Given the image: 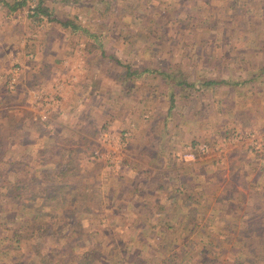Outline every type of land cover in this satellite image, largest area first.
I'll return each instance as SVG.
<instances>
[{
    "label": "rangeland",
    "instance_id": "374dc122",
    "mask_svg": "<svg viewBox=\"0 0 264 264\" xmlns=\"http://www.w3.org/2000/svg\"><path fill=\"white\" fill-rule=\"evenodd\" d=\"M43 1L88 32L0 2V264H246L264 0Z\"/></svg>",
    "mask_w": 264,
    "mask_h": 264
},
{
    "label": "trees",
    "instance_id": "16d2710c",
    "mask_svg": "<svg viewBox=\"0 0 264 264\" xmlns=\"http://www.w3.org/2000/svg\"><path fill=\"white\" fill-rule=\"evenodd\" d=\"M0 2H2L5 6H7L12 11V10H17L20 7L27 6L29 0H22L21 2H15L14 1L13 4L8 3V2H4V1H0ZM44 2L45 1H43V0H38L37 6L35 7V9H33V11H34L33 17H35V18L46 17L50 21L59 23L60 25H62L63 28H72L73 32H77V31H82L84 33L88 32L86 29H83L82 26H80V24H78L75 21L63 20V19H60L56 16H53V13L50 12L49 8L45 5ZM39 20H40V18H39ZM92 36H95V35H92ZM95 37H97V36H95ZM102 54L104 55V58H105V51L104 50L102 51ZM117 63L119 65L121 64L120 61H117ZM126 70H127L126 71V77L128 79H131L133 77L142 76L145 73H147V74L161 73L162 75H164V76L166 75L168 77L167 72L164 70H157V69L153 70L150 68H146V69H139V72H136L135 69H133L130 65L126 66ZM262 70H264V69H262ZM223 83L224 82L213 80V81H208L204 84H205V87H208L209 85L221 86ZM184 84L185 83H181L180 86H183ZM172 100L175 101L173 98H172ZM173 104H174V102H173ZM76 171H77L76 168H74V167L72 168L71 166L66 165L65 167H61L60 176L66 177V176L70 175L69 173L76 172ZM69 184L70 183L67 180L60 182L59 185H56V187H55V184L51 183V184H49L50 185L49 189L55 188V192L63 193L64 191L72 188ZM17 190H18V188H17ZM55 194L53 195L54 200H56ZM179 194L181 195L180 191H179ZM256 201H257L258 207L255 206L254 210H255V212H257V214L255 216L249 215L248 218H249V220H250V218L252 219V217L254 219H258V217L260 216L261 218H259V220L263 221L262 228L258 229V231L257 232L255 231L254 233H253V231L251 233H248V232L246 233V231L245 232L241 231L238 233V238L241 241V243L238 246L234 242V245L236 244V246H238L240 248V252L237 256L240 257L239 259L242 260L243 262H245L246 264H257V261L259 260V255H258V251H257L258 250V240L264 239V214L261 212V211L264 212V197L259 196V197H257ZM215 219H219V221L222 222L223 217H222V215H219V216H215ZM228 226H229V228H231L230 225H225L224 227L227 228ZM247 231H250V230H247ZM39 232L40 231H38L37 236L42 234V232H40V233ZM35 234H37V233H34V235H32V237H30L31 240H34V238L36 237ZM15 237L18 239H16V240L14 239L13 241L12 240L11 241L14 242L15 244H19L21 242V239H19L18 235H15Z\"/></svg>",
    "mask_w": 264,
    "mask_h": 264
}]
</instances>
